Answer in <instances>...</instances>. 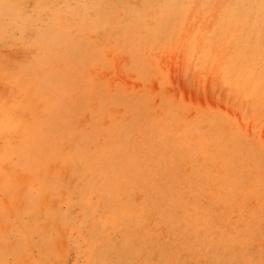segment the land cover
Returning <instances> with one entry per match:
<instances>
[{"label":"rangeland","instance_id":"1","mask_svg":"<svg viewBox=\"0 0 264 264\" xmlns=\"http://www.w3.org/2000/svg\"><path fill=\"white\" fill-rule=\"evenodd\" d=\"M0 264H264V0H0Z\"/></svg>","mask_w":264,"mask_h":264}]
</instances>
